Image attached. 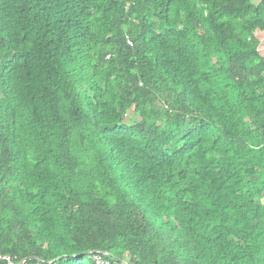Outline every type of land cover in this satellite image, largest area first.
I'll list each match as a JSON object with an SVG mask.
<instances>
[{
	"label": "trees",
	"instance_id": "trees-1",
	"mask_svg": "<svg viewBox=\"0 0 264 264\" xmlns=\"http://www.w3.org/2000/svg\"><path fill=\"white\" fill-rule=\"evenodd\" d=\"M258 30L261 0H0V255L264 264Z\"/></svg>",
	"mask_w": 264,
	"mask_h": 264
},
{
	"label": "built area",
	"instance_id": "built-area-1",
	"mask_svg": "<svg viewBox=\"0 0 264 264\" xmlns=\"http://www.w3.org/2000/svg\"><path fill=\"white\" fill-rule=\"evenodd\" d=\"M97 259V262L99 264H109L108 262H105L104 260L101 259V257H95ZM33 261L32 259H24L19 262L17 258H14L12 256H4L0 255V262H6L7 264H48L43 262L42 260H37L35 263H31ZM52 264V263H49Z\"/></svg>",
	"mask_w": 264,
	"mask_h": 264
},
{
	"label": "crops",
	"instance_id": "crops-1",
	"mask_svg": "<svg viewBox=\"0 0 264 264\" xmlns=\"http://www.w3.org/2000/svg\"><path fill=\"white\" fill-rule=\"evenodd\" d=\"M264 0H261L263 2ZM256 37L258 40V50L260 55L264 58V30H258L256 32Z\"/></svg>",
	"mask_w": 264,
	"mask_h": 264
}]
</instances>
